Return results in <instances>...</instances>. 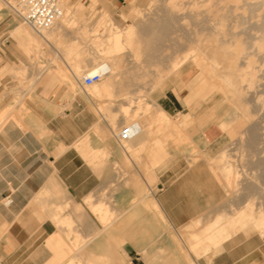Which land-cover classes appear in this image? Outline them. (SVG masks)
I'll return each mask as SVG.
<instances>
[{
	"label": "crops",
	"instance_id": "crops-1",
	"mask_svg": "<svg viewBox=\"0 0 264 264\" xmlns=\"http://www.w3.org/2000/svg\"><path fill=\"white\" fill-rule=\"evenodd\" d=\"M128 1L113 3L119 7ZM0 60V69L19 61L13 43L0 50ZM192 65L196 75L204 73ZM192 68L177 72L190 92L172 82L153 94L158 115L167 116L155 118L162 119L158 123L123 119L118 104L93 99L92 87L71 88L57 77L37 83L0 129V264H264V237L254 227L232 232L218 252L209 248L197 256L184 246L181 233L196 220L206 223L247 209L256 210L249 215L257 217L259 228L264 220V181L257 178L263 173L242 182L252 189L251 199L259 197L254 203L244 192L232 196L214 164L240 131L238 123L223 127L231 111L223 96L197 100L210 91H205L206 75L188 82L196 76ZM9 84V78L0 77V114L11 107ZM113 94L123 92L114 88ZM110 114L119 118L115 127L126 120L140 133L120 144V133L106 120ZM133 143L148 148L134 150ZM120 169L131 177L117 184ZM7 197L12 200L8 207L3 204Z\"/></svg>",
	"mask_w": 264,
	"mask_h": 264
},
{
	"label": "bare ground",
	"instance_id": "bare-ground-1",
	"mask_svg": "<svg viewBox=\"0 0 264 264\" xmlns=\"http://www.w3.org/2000/svg\"><path fill=\"white\" fill-rule=\"evenodd\" d=\"M0 1L4 3L2 4L4 7H8L23 20L19 0ZM149 1L150 3L147 8L145 7L146 9H140L136 20L139 21L126 25L127 28L125 29L118 26L112 20L110 14L103 12L94 29L86 31L87 26H84L83 30L80 26L82 21L78 19L80 11L72 12L68 10L67 0H62L63 17L51 29L37 32L25 25L24 22L14 29H22V32H24L19 37L30 52L29 57L32 62L35 60L34 63H36L37 60L42 59L44 56L50 59L53 56L51 60H54L56 64L52 67V69L56 70L53 73V77H57L61 81H67L69 83L68 86H71V88L77 85L83 86L82 77L84 75L93 74L98 70L104 71L105 75L102 81L92 86L96 88V93L94 90L95 94L93 93L92 96L95 97L96 102H102V105L104 101L109 102V97H122L124 92L131 91L134 86L140 85L142 86L139 87L140 90H147L148 88L141 89L145 87L143 85H145L144 80L146 79H149L150 88L148 90L151 92L169 76L177 73L187 64L191 63L204 71L207 70L205 73L208 81L217 91L224 95L229 104L234 106V109L228 114V122L223 127L229 129L232 124L242 118L247 121L250 127L244 134L255 144L254 148L255 146L258 147L253 152L257 153L256 156L259 157L260 170L264 169V0ZM99 28H101V31H99ZM142 37L145 39L140 41L138 38ZM44 45L49 48H47V55L44 53ZM38 63L35 64L36 67L34 68L35 72L40 73H37L39 75L37 78L40 79L50 69L48 68L50 62L48 67L40 64L41 60ZM62 65L67 70H63ZM11 69L23 73L28 70V67L26 64L16 68L12 65ZM65 71H68L70 75L65 73ZM136 80L142 81H140V84L139 82L134 83ZM119 84L122 87H117ZM98 88L99 90L97 91ZM114 88H121L123 94L114 95ZM130 96H128L129 99L131 98ZM118 105H120L118 113L126 120L133 121L132 119L137 116L138 111H146L149 108H154L155 113L153 116H148L153 118H150L151 120L146 117L148 122L150 120L154 123L153 121L157 122L159 120H154L155 118H167L163 112L158 115L160 114L157 113L159 108L152 98L148 100L145 106L135 107L132 110L126 102ZM149 111L152 114V110ZM142 113L140 114L141 116ZM6 115L8 114L6 113ZM6 120H10L9 117ZM160 120L162 121V119ZM166 123L168 124L169 122ZM2 125L4 126V124L0 123V129ZM152 127L155 128L156 126ZM160 134L159 136L164 135L161 137L162 139L167 133ZM182 134L184 135V133ZM163 140L165 141V139ZM163 140L161 142H164ZM156 142L157 140L154 141V143ZM164 143L161 144L164 145ZM233 143L228 146L226 152L214 163L223 172V182L226 181L228 184L227 187L231 195L244 192V195H242L246 198L249 196L248 198L251 199L252 189H249L251 192H249L248 188L244 189L242 182L248 181V178L252 180L253 175L249 174L246 165L243 166V161L245 162L247 158L243 156L236 157L234 151L239 148L235 149L234 147L239 145ZM241 143L244 142L242 141ZM137 145H139L138 149L146 148L145 144L133 143L132 147L134 150L137 149L135 148ZM147 145L150 146L151 143ZM165 147L163 146V148ZM150 150L148 154L151 153ZM155 152L153 151V153ZM242 157L244 160H242ZM262 171L264 172V170ZM257 178L258 180L261 178L264 181V174ZM246 183H249V181ZM260 187L264 196V186L260 185ZM246 205L249 206L250 204L247 202ZM232 207L234 208V206ZM247 210L246 212L244 211L245 213L242 211V214L239 210L240 215L239 212L233 213L231 211L232 213L225 215V218L222 215H216L213 220L210 219L212 221L208 220L206 223L196 220L194 224H191L192 227H187L183 231L181 237H186V244L181 243L184 246L187 245L185 248L195 254L199 243L213 246L211 249L216 252L222 247L224 242L231 238L232 232L239 228L241 230L254 227L264 237V220L262 227L259 228L260 226L258 227L256 222L254 224V220L257 217L253 214L255 217L253 220L252 214L249 215V213H254L256 210L253 212ZM262 210V218H264V208ZM257 213L260 214L259 212ZM260 217L259 215L258 219ZM258 219L257 221H260ZM174 240L176 241V239Z\"/></svg>",
	"mask_w": 264,
	"mask_h": 264
},
{
	"label": "rangeland",
	"instance_id": "rangeland-1",
	"mask_svg": "<svg viewBox=\"0 0 264 264\" xmlns=\"http://www.w3.org/2000/svg\"><path fill=\"white\" fill-rule=\"evenodd\" d=\"M93 1L94 0H67L68 10H71L72 12L80 11L79 16H78V19L79 20L81 19L80 21H82V25H80V26L82 27L83 30H84V26H87L86 31H88L90 29H94V27H96V25H97L99 19L101 18L103 12H106V13L110 14L112 20L118 26H121L122 29H125V28H127L126 25L128 26L131 23L133 24V22L136 23V22L139 21V20L138 21H136V20L138 18V13H139L140 9H143V10L146 9L148 7V4L150 3L149 0H130L126 4L121 5L119 7H116L115 4L113 3V0H99L96 3H92ZM0 3H1L0 4V50H2V48H4V46L7 43L8 44L13 43L15 45L16 51L19 54V61L18 62H16L15 64H11V66L6 65V67H1V69H0V77L6 76L11 81V84L6 85L7 88L5 89L6 92H9V94L11 95L10 96V98H11V103H10L11 107H9V110L6 112L8 115H6V113L0 114V123L4 124L5 122L8 121V120H6V119H8V117H9V119L13 118V116L16 114L18 109H20L23 106L24 101L28 97V93L33 90V88L37 85V83H39L43 79L52 78L53 77V75H54L53 73H55L54 71H56V70L54 68H53L54 69L53 70L52 67H54L56 64L54 63V60H51V59H53V56L52 57L50 56L51 59L49 57H48L49 58L48 59L47 57L44 56L42 59H40L41 60L40 64L47 65V67H48V63L50 62L49 63V67H48V68H50L49 69L50 72L48 70V72L46 71V73H44L43 76L40 79L37 78L39 76L37 73H39V72H37V71L35 72V68L34 67H36L35 64L40 62V60H37L36 63H34L35 60H33V62H32V59L29 57L30 52L28 51L27 47L20 43V41L22 42V39L20 38L21 37L20 35H22V33H24V32H22V29H18V30L14 29L17 26L22 25L23 24V20L20 17H18L14 12H12L8 7H4V5H2L4 3H2L1 1H0ZM99 31H101V28H99ZM82 33H83V31H82ZM138 39H140V41H141L142 39L144 40L145 38L142 37V38H138ZM44 46H45V47H43L44 48V53L47 55V51H48L49 48L46 45H44ZM126 51H128V50H126ZM45 58H46L47 62L45 61ZM1 63H2V60H0V65H1ZM31 63H34V64H31ZM22 64H26L27 67H28V70H26L23 73L11 69L12 65L15 66V68H16V67H21ZM192 67H194V66L190 63L187 66H184L181 70L189 69V68H192ZM32 68H34V69H32ZM62 69L65 70L66 68L64 69V66L62 65ZM192 69H194L192 71L193 75H196L198 70L196 69V67H194ZM205 72H207V70L204 71V73ZM65 73L70 75V73H68V71H65ZM204 73L201 74V75H196V76L190 78L188 80V82L190 84H195L199 80L203 81V79H204V77L206 75V73L205 74ZM177 76H178V73L172 74L161 85H159L157 88H155L151 92L148 90L150 88L149 84H148L149 79L148 80L146 79V80H144L145 85H143V87L144 86L145 87L141 88V89H146V88H148V89L147 90H141L140 94H139V95H141L140 97H139V95L132 93V92H136L135 89H137V88L139 89V87H142V86L138 85V86H134V88H132V91L129 90L127 92H124V95H123L124 98H122L123 96L119 97V98L109 97V103L115 105V104H120L121 102H126L128 104V106H130L129 108L131 110L134 109L135 107H137V108L138 107H143V106H145V104H147L148 100L150 98H152V96H153V94L155 92H157L159 90H165L169 86V84L172 83V82H175V83L178 82V84L183 88V92H186V93L190 92L188 90V88H186V86H184L181 83V82H183V81H181L182 76L181 77H177ZM54 78H56V77H54ZM54 78H52V79H54ZM140 81H142V80H138V81L136 80L134 83H138L139 82V84H140ZM60 83L64 84V85H68L69 84L67 81H61ZM205 86H206L205 87V91H207V92L210 91L212 94H210V92H209L208 95L204 94V96H206V97H203V99L198 97L197 98L198 101L206 102V101H209V99L211 100L214 97L221 98V96H223L222 98H224L225 101L229 104L228 100L224 97V95L221 92L217 91L212 86V84L208 81V79L206 77H205ZM9 87L14 88V89H9ZM117 87H122V86H121V84H119V86H117ZM94 90H95L94 87H92V88H90L88 90V92L91 94V96L93 95ZM119 90H121V88H119ZM149 92H150V94H149ZM128 96H130L131 98L129 99ZM92 97H93V99H95L94 96H92ZM20 99L23 102H21ZM16 101H17V103H16ZM15 103H16V106H15ZM21 103H23V104H21ZM229 106H231V110L234 109L233 105L229 104ZM12 107H14V108H12ZM109 109H110V107H109ZM149 110H152V114H151V112ZM140 112L141 113L143 112L142 116L140 115L141 114ZM145 112H147V113H145ZM154 113H155L154 108L146 109V111L145 110L144 111L140 110V111L137 112V116L134 119H132V120H135V121H138V122H141V123H146V122L148 123V119L147 118L153 119L152 117H148V116L149 115L153 116ZM11 114H12V116H11ZM142 117H144V118H142ZM117 118H118L117 115L110 114V117H106V120L109 121V123L113 127H115L113 125V123L114 122L116 123V119ZM4 120H6V121H4ZM235 123H238L237 125H238L239 131H240L238 133V135L236 136L235 141L233 143V144L236 143V144L239 145V146H235V147L233 146L235 149L239 148L236 151H234L236 157L243 156V157L247 158L245 162L243 161V163H244L243 166L246 165V169L249 172L253 173V176L259 175L261 172L264 174L263 171L258 170L257 163L259 162V157L256 156L257 153L253 152V151L256 150L255 148L257 146H255V148H254L255 144H253V142H251L249 140V138L246 137L245 134H244L249 129V127H250L249 124L247 123V121L244 118L236 121ZM128 124H130V122L125 120V121H123V127L122 128L115 127V134L119 135L121 130L125 126H127ZM241 139H242V141L244 143H241L242 142ZM250 146H252V147H250ZM133 152H134L133 150H129L130 154H132ZM250 159H251V161L249 162ZM242 160H244V158ZM247 160H248V162H247ZM120 171H122V173L117 175V184H120L122 182H126L131 177L130 175H127L126 173H124V171H125L124 169H120ZM252 180H253V178H252ZM248 181H251V178L250 179L248 178ZM258 201H259V197L258 198L257 197L253 198L251 200L249 199V202L256 203ZM181 234H183V233H181ZM211 247H213V246H209V244H202V243L200 244L199 243V245H198V247H197V249L195 251V254L197 256H201L203 252L207 251Z\"/></svg>",
	"mask_w": 264,
	"mask_h": 264
},
{
	"label": "built area",
	"instance_id": "built-area-1",
	"mask_svg": "<svg viewBox=\"0 0 264 264\" xmlns=\"http://www.w3.org/2000/svg\"><path fill=\"white\" fill-rule=\"evenodd\" d=\"M19 7L23 14V22L31 29L41 32L51 29L64 14L62 0H19ZM105 73L98 70L93 74L84 75L82 77V85L84 87H92L99 84ZM140 129L137 125L125 126L118 137V141L122 144L138 135ZM12 200L7 197L3 200L5 206H10Z\"/></svg>",
	"mask_w": 264,
	"mask_h": 264
}]
</instances>
